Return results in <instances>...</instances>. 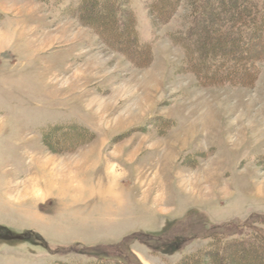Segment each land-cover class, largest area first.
<instances>
[{
  "label": "rangeland",
  "instance_id": "rangeland-1",
  "mask_svg": "<svg viewBox=\"0 0 264 264\" xmlns=\"http://www.w3.org/2000/svg\"><path fill=\"white\" fill-rule=\"evenodd\" d=\"M78 1L0 0V264L119 245L125 264H177L208 231L264 220V62L248 83L199 76L214 67L182 48L194 0L164 21L121 0L146 44L125 51Z\"/></svg>",
  "mask_w": 264,
  "mask_h": 264
},
{
  "label": "trees",
  "instance_id": "trees-1",
  "mask_svg": "<svg viewBox=\"0 0 264 264\" xmlns=\"http://www.w3.org/2000/svg\"><path fill=\"white\" fill-rule=\"evenodd\" d=\"M150 1L149 11L163 21L170 17L178 5V0ZM90 8L95 16L100 14L105 18L110 16L116 19L120 27L112 33L121 38L119 47L124 48V51L130 45L145 48L146 44L140 42L135 32L134 12L131 8L124 9L121 0H79L73 6L79 15L89 13L92 16ZM189 24L182 45L189 67H214L208 73L204 68L197 71L199 76L214 73L217 77L223 74L221 78H231L238 84L248 83L254 78L253 62H264V0H194ZM202 24H207L199 31L202 36L207 37L206 30H214L216 25L221 26L219 31L215 29L219 34L194 44L195 30ZM223 42L227 46L221 49L220 44ZM260 225H264V220L258 218L210 230L206 235L207 246L184 255L177 264H264V260L257 261L264 259V227ZM123 251L126 252L125 247L119 245L111 257L102 253L87 264H125Z\"/></svg>",
  "mask_w": 264,
  "mask_h": 264
}]
</instances>
